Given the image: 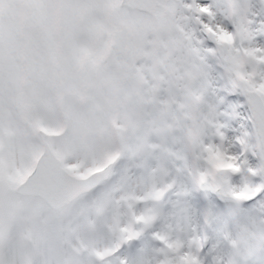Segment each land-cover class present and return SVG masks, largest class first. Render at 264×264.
<instances>
[{
	"label": "snow or ice",
	"instance_id": "1",
	"mask_svg": "<svg viewBox=\"0 0 264 264\" xmlns=\"http://www.w3.org/2000/svg\"><path fill=\"white\" fill-rule=\"evenodd\" d=\"M0 75L35 0H0ZM175 127L96 193L66 264H264V0H177Z\"/></svg>",
	"mask_w": 264,
	"mask_h": 264
},
{
	"label": "rangeland",
	"instance_id": "2",
	"mask_svg": "<svg viewBox=\"0 0 264 264\" xmlns=\"http://www.w3.org/2000/svg\"><path fill=\"white\" fill-rule=\"evenodd\" d=\"M118 1L35 0L11 35L13 66L0 75V264H66L90 242L98 189L132 150L162 142L175 127L181 14L174 5L172 19L155 30L147 15ZM58 8L67 19L66 52L57 45ZM119 20L138 33L127 61L113 53ZM36 126L49 131L54 153L75 175L114 160L109 180L60 212L8 191L35 163Z\"/></svg>",
	"mask_w": 264,
	"mask_h": 264
},
{
	"label": "water",
	"instance_id": "3",
	"mask_svg": "<svg viewBox=\"0 0 264 264\" xmlns=\"http://www.w3.org/2000/svg\"><path fill=\"white\" fill-rule=\"evenodd\" d=\"M177 0H120L119 5L128 10H138L150 15L157 26L171 15L170 3ZM60 44L68 48V34L65 17L61 13L58 21ZM136 37V30L123 21L118 24L114 51L125 59L130 57V42ZM43 143V152L33 172L21 183L9 190L20 196H36L53 210L59 211L70 204L81 193L98 185L109 176V167L93 173L91 176L78 177L70 174L61 164V159L53 153L46 142V134L38 129Z\"/></svg>",
	"mask_w": 264,
	"mask_h": 264
}]
</instances>
